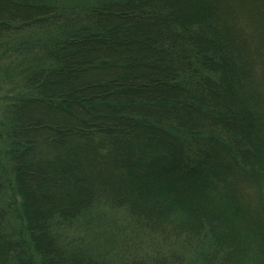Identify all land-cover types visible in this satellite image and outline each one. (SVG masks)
<instances>
[{
    "label": "trees",
    "instance_id": "trees-1",
    "mask_svg": "<svg viewBox=\"0 0 264 264\" xmlns=\"http://www.w3.org/2000/svg\"><path fill=\"white\" fill-rule=\"evenodd\" d=\"M0 264H264V0H0Z\"/></svg>",
    "mask_w": 264,
    "mask_h": 264
},
{
    "label": "rangeland",
    "instance_id": "rangeland-1",
    "mask_svg": "<svg viewBox=\"0 0 264 264\" xmlns=\"http://www.w3.org/2000/svg\"><path fill=\"white\" fill-rule=\"evenodd\" d=\"M99 209L101 212L97 214L98 216L93 218L95 215H92V218L94 227L102 226L103 229L101 228L102 230L98 232L93 229L94 233H89L88 237L92 244L102 250L109 247L113 249L116 246L121 247L122 239L134 234L133 231L130 233V230L125 228L128 227L125 211L123 209L112 210L107 205H101Z\"/></svg>",
    "mask_w": 264,
    "mask_h": 264
}]
</instances>
